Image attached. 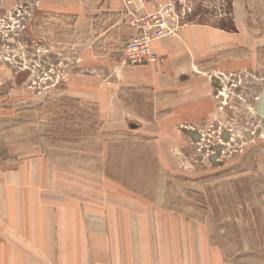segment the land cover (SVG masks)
<instances>
[{"label":"rangeland","instance_id":"rangeland-1","mask_svg":"<svg viewBox=\"0 0 264 264\" xmlns=\"http://www.w3.org/2000/svg\"><path fill=\"white\" fill-rule=\"evenodd\" d=\"M178 1L146 0L141 9L138 0H121L78 32L74 0H0V185L48 184L47 196L100 212L159 198L193 222V253L201 235L203 248L222 251L223 264H264V0H190L172 36L196 16L230 28L234 8L247 13L249 31L239 33L235 21V71H208L218 115L158 128L97 103L134 69L125 49L142 32L130 18L154 17ZM135 110L152 121L151 112ZM105 115L115 129L105 127ZM2 206L15 205L7 195Z\"/></svg>","mask_w":264,"mask_h":264},{"label":"crops","instance_id":"crops-1","mask_svg":"<svg viewBox=\"0 0 264 264\" xmlns=\"http://www.w3.org/2000/svg\"><path fill=\"white\" fill-rule=\"evenodd\" d=\"M73 6L78 10L75 30L89 32L97 15L120 9L121 0H74ZM200 18H193V25L186 26L179 37H165L154 43L159 60L124 72L121 88L112 89L109 97L103 92L102 101H97L103 106L101 110L108 113L115 108L121 116L131 114L147 122L144 126L157 122L154 125L158 128L171 124L181 127L187 120L201 124L210 111L218 115L216 90L209 87L214 79L207 76L208 71H235V21L239 33L249 31V22L242 7L236 12L234 8V18L228 20L230 28L201 22ZM124 90L134 97V103H128ZM134 108L151 112L148 120L152 121L136 114ZM105 117V127L115 129L108 115ZM49 188L44 183L0 185V224L7 225V239L0 230V264L224 262L222 251L208 244L203 248L205 236L200 235L197 244L204 245L193 253V222L170 210L159 198H132L123 201L122 208L100 212L90 210L86 204L82 207L71 196L51 198L46 195L52 191ZM12 190L16 194H11ZM7 195L15 206H2ZM17 202L30 203V207H17Z\"/></svg>","mask_w":264,"mask_h":264},{"label":"built area","instance_id":"built-area-1","mask_svg":"<svg viewBox=\"0 0 264 264\" xmlns=\"http://www.w3.org/2000/svg\"><path fill=\"white\" fill-rule=\"evenodd\" d=\"M140 8L144 9L146 0H138ZM145 4V5H144ZM152 15H133L130 25L141 29L125 49V64L129 67H143L153 64L158 56L152 48V43L165 37L174 36L191 13L190 0H179L178 3L169 2ZM167 8V9H166Z\"/></svg>","mask_w":264,"mask_h":264},{"label":"water","instance_id":"water-1","mask_svg":"<svg viewBox=\"0 0 264 264\" xmlns=\"http://www.w3.org/2000/svg\"><path fill=\"white\" fill-rule=\"evenodd\" d=\"M259 111H260L261 114L264 115V93H263V95H262V101H261V105H260V107H259ZM189 134H191V133H189ZM196 139H197V138H196Z\"/></svg>","mask_w":264,"mask_h":264},{"label":"flooded vegetation","instance_id":"flooded-vegetation-1","mask_svg":"<svg viewBox=\"0 0 264 264\" xmlns=\"http://www.w3.org/2000/svg\"><path fill=\"white\" fill-rule=\"evenodd\" d=\"M216 84H217V87L219 88V84H221V83H220V81H219V80H218V81L216 80ZM214 86H216V85L214 84ZM218 88H217V89H218ZM196 138H199V139H200V137H199V136H197V135H196L195 139H196Z\"/></svg>","mask_w":264,"mask_h":264}]
</instances>
